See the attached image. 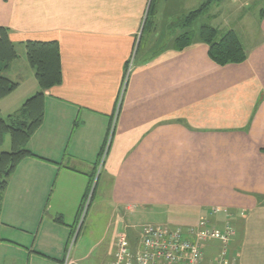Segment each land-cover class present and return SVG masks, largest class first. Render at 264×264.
I'll list each match as a JSON object with an SVG mask.
<instances>
[{
  "label": "crops",
  "instance_id": "crops-1",
  "mask_svg": "<svg viewBox=\"0 0 264 264\" xmlns=\"http://www.w3.org/2000/svg\"><path fill=\"white\" fill-rule=\"evenodd\" d=\"M152 1L0 0V28L19 53L5 74L19 87L0 101L2 116L40 92L27 42H58L63 67V83L45 92V119L28 144L35 157L20 163L2 198L0 264L91 258L80 243L84 228L71 240L117 112L97 188L98 203L116 220L104 264L113 261L117 233L138 235L127 216L153 208L192 220L181 226L227 210L212 219L235 227L231 256L264 264V0H222L211 6V22L203 19L240 37L247 60L227 66L209 57L204 24L189 47L176 48L186 31L181 20L207 0H156L145 32ZM218 248L208 244L206 260Z\"/></svg>",
  "mask_w": 264,
  "mask_h": 264
},
{
  "label": "trees",
  "instance_id": "trees-1",
  "mask_svg": "<svg viewBox=\"0 0 264 264\" xmlns=\"http://www.w3.org/2000/svg\"><path fill=\"white\" fill-rule=\"evenodd\" d=\"M221 1L207 0L197 10L191 11L181 20V27L186 31L177 39L176 48L178 50H184L193 43L192 27L195 22L208 13L212 5ZM155 4L156 0H153L146 19L145 32L153 24L151 17L154 13ZM200 39L209 47V57L217 65H237L247 60V51L240 37L234 31L221 36L218 29L209 24H204L200 29ZM25 49L27 61L35 71V78L40 87V92L26 101L14 114L5 118L0 113V148L3 147L8 136L11 137L12 141L11 151L3 152L0 156V211L2 198L9 185L10 178L24 159L35 157L29 151L28 144L41 128L45 119V92L63 83V67L58 42L29 41L25 44ZM18 59L19 53L9 37L8 30L0 28V101L12 95L19 87V83L12 81L5 75ZM96 174L97 166L91 175L90 185L83 199L81 209L92 190ZM95 185L94 196L96 195L98 182ZM59 221L61 222V220Z\"/></svg>",
  "mask_w": 264,
  "mask_h": 264
},
{
  "label": "built area",
  "instance_id": "built-area-1",
  "mask_svg": "<svg viewBox=\"0 0 264 264\" xmlns=\"http://www.w3.org/2000/svg\"><path fill=\"white\" fill-rule=\"evenodd\" d=\"M117 115L118 112L110 126L108 143L106 141L99 158L98 178L113 140ZM91 193L93 196V190ZM88 197L82 206L80 218L88 211L90 205ZM221 213H227V210L215 208L190 226L144 225L140 227L135 242H132L126 232H119L116 235V251L111 264H238V257L231 256L230 253L236 236L235 227L228 219L223 228L213 224L212 217ZM79 229L80 227L77 231ZM77 235L78 233L75 234L74 240ZM210 243L218 244V253L212 260H206V248ZM66 262L69 263V257Z\"/></svg>",
  "mask_w": 264,
  "mask_h": 264
},
{
  "label": "rangeland",
  "instance_id": "rangeland-1",
  "mask_svg": "<svg viewBox=\"0 0 264 264\" xmlns=\"http://www.w3.org/2000/svg\"><path fill=\"white\" fill-rule=\"evenodd\" d=\"M255 8L259 9V8H261V6L258 5ZM254 11H255V9L253 8V12ZM210 12L211 11L204 14L203 16L200 17V19H198V21L195 22L194 26L192 27L193 37H196L198 35V31H199L200 27L202 26V24H206V23L211 22V20H210V17H211L210 14L211 13ZM231 13H233V12H231ZM225 14L227 15L228 12L226 13V11H225ZM206 18L209 19V22H206V21L203 22V19H206ZM146 19L147 18L145 17V21H146ZM218 22L220 24L221 23L223 24V22H224L223 17L221 19H219ZM216 25H217V23H216ZM223 25L225 27H227L226 25H228V24L224 23ZM222 28L223 27H221V30H222ZM222 34H224V33H221V35ZM133 62H134V58H132L127 64L126 75H125V79H124V83H123L124 87L126 86V84L128 82L127 78L129 77L130 72L133 70ZM17 64L19 65V63H17ZM111 124H112V122H111ZM107 143H108V141H107ZM11 149H12V141H11V137L8 136L5 144L3 145V147L0 148V156L3 152H9V151H11ZM106 159H107V157H106ZM106 159H105V162H106ZM97 164H98L97 165V174H98L99 161ZM97 174L95 177L94 184L92 186L93 192H94L93 188H95V186H96L95 184L97 182L99 183V179H100V178H98ZM100 175H101V172H100ZM92 190H91V192H92ZM91 192L89 193V197H88V198H90V205L88 207V211L85 215L83 214L81 216V218L79 216L77 228L80 227V231H78L77 233L81 232V230L84 228L83 233H82L81 238H80L81 239L80 243L84 240L83 244L86 247H89L90 249H92L91 250V258L85 264H97V263L98 264H100V263L104 264V262H106V259L104 258V252L108 248L109 240L112 238L116 220L111 218L112 212L110 211V209H108L107 207H103V205L98 203L99 195H100L99 189H98V191H96L97 194L95 196L93 193L94 198H93ZM91 197H92V199H91ZM179 212L180 211H177L174 209L173 210H169V209L163 210V209H159V208H156V209L153 208L150 210L146 209V210H143L142 212L138 211L136 213L130 214L129 216H127V221L130 224L134 223L140 227H142L144 225H148V224H166V225L175 227V226L185 225L188 222L192 221L190 219L188 220L187 218H178L176 216H173L174 214H178ZM207 214H204V215H207ZM201 216H203V215H201ZM81 221H82V224H81ZM140 227L138 228V231L140 230ZM109 230H110V232H109ZM75 234L73 236V239L71 240L73 242V244H74ZM129 237L131 238L132 241H136L138 235L131 234V236H129ZM105 238H106V241L103 242L102 244H100V242L103 239L105 240ZM88 251L89 250H87L86 252L88 253ZM210 255H211V252H208V254H207L208 258Z\"/></svg>",
  "mask_w": 264,
  "mask_h": 264
}]
</instances>
